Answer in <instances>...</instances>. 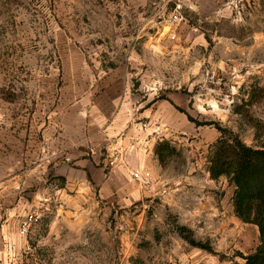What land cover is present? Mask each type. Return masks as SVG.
<instances>
[{
    "label": "rangeland",
    "instance_id": "374dc122",
    "mask_svg": "<svg viewBox=\"0 0 264 264\" xmlns=\"http://www.w3.org/2000/svg\"><path fill=\"white\" fill-rule=\"evenodd\" d=\"M176 1L0 0L1 120L19 115L23 124L32 110L41 115L81 95L88 80L114 78L174 109L142 120L164 127L154 152L162 142L176 149L160 163L170 200L103 206L83 228L76 215L64 224L44 213L4 264H235L259 245L258 226L234 212L230 179H212L208 167L217 125L264 146V0H233L218 20L189 8L171 39L163 19ZM211 193L225 217L214 207L199 212ZM178 225L215 254L192 246Z\"/></svg>",
    "mask_w": 264,
    "mask_h": 264
},
{
    "label": "crops",
    "instance_id": "0c3cea01",
    "mask_svg": "<svg viewBox=\"0 0 264 264\" xmlns=\"http://www.w3.org/2000/svg\"><path fill=\"white\" fill-rule=\"evenodd\" d=\"M183 1L184 15L190 8L198 18L218 20L233 0ZM88 81L81 95L44 115L32 110L23 124L19 115L0 119V264L7 252L17 248L20 222L33 209H43L64 224L76 215L83 228L103 206L128 207L144 199L172 197L154 152L164 127L156 122L150 128L152 122L142 119H159L165 115L163 109L172 114L174 109L162 99L138 97L122 80L113 78L104 86L94 78ZM118 149L124 159H114ZM133 170L149 173L154 188L134 180ZM55 177L59 182L50 180ZM56 189L61 192L56 194ZM206 197L199 212L214 207L213 213L225 217L226 206L212 193ZM233 216L229 219L238 224Z\"/></svg>",
    "mask_w": 264,
    "mask_h": 264
},
{
    "label": "trees",
    "instance_id": "16d2710c",
    "mask_svg": "<svg viewBox=\"0 0 264 264\" xmlns=\"http://www.w3.org/2000/svg\"><path fill=\"white\" fill-rule=\"evenodd\" d=\"M258 94L264 98V87L259 89ZM189 119L194 121L191 116ZM217 128L222 134L209 159L210 176L212 179H230L234 186L231 203L235 214L244 222L258 226L260 232V243L256 249L247 255L239 252L245 262L235 264H264V146H250L228 128L220 125ZM174 152L176 149L168 142L159 143L155 150L161 164L168 154ZM177 229L192 246L215 254L210 241L196 239L193 230L185 225H178Z\"/></svg>",
    "mask_w": 264,
    "mask_h": 264
},
{
    "label": "built area",
    "instance_id": "2783aa9c",
    "mask_svg": "<svg viewBox=\"0 0 264 264\" xmlns=\"http://www.w3.org/2000/svg\"><path fill=\"white\" fill-rule=\"evenodd\" d=\"M184 1L177 0L174 6V9L169 13V15L163 19L166 22V25L170 28L169 36L171 39H175L177 36V28L186 21V17L183 14L184 11ZM114 159H124V152L121 149L116 150L114 154ZM131 175L138 183L146 188H154L156 184L153 178L149 173H145L141 170L131 171ZM60 189H56L55 193L59 194ZM49 200V199H48ZM44 210L43 209H33L29 211L21 220L19 233L22 236H26L37 222L43 219Z\"/></svg>",
    "mask_w": 264,
    "mask_h": 264
}]
</instances>
